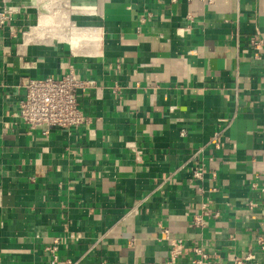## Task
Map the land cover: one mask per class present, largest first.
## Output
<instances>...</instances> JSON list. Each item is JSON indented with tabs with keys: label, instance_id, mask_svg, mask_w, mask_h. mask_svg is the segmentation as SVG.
<instances>
[{
	"label": "crops",
	"instance_id": "crops-1",
	"mask_svg": "<svg viewBox=\"0 0 264 264\" xmlns=\"http://www.w3.org/2000/svg\"><path fill=\"white\" fill-rule=\"evenodd\" d=\"M0 9V264H44L56 237L77 264H194L195 248L202 264H264V46L250 43L264 45V0ZM70 69L95 81L79 95L90 123L30 130L23 79ZM163 229L182 240L173 263Z\"/></svg>",
	"mask_w": 264,
	"mask_h": 264
},
{
	"label": "built area",
	"instance_id": "built-area-1",
	"mask_svg": "<svg viewBox=\"0 0 264 264\" xmlns=\"http://www.w3.org/2000/svg\"><path fill=\"white\" fill-rule=\"evenodd\" d=\"M9 19L10 12L7 9H0V26L5 25ZM250 43L254 49V55L260 57L264 46L262 38L257 35L252 36ZM94 84L95 81L91 79L80 78L74 69H70V71L59 77L53 75L43 78L26 77L21 83L23 97L20 101L19 118L30 130L41 128L43 134H49L53 128L74 129L87 126L90 123V117L81 108L79 95ZM118 89L119 87L115 86L114 91ZM215 145L216 147L220 146L218 141H215ZM212 159L210 157V160ZM193 175L196 178H202L203 165L195 168ZM196 222L202 223L200 215L196 216ZM163 233L169 236L168 239L171 244L169 263H173L182 254V240L171 238L168 229H163ZM60 240L59 237H56L53 243L45 247L49 257L44 264H77L76 261L59 253ZM259 242L264 248V238H261ZM195 251L201 258L194 259V264H202L203 260L209 257L200 248H195ZM213 264L222 263L216 260ZM233 264L257 263L253 253L242 252L239 255H235Z\"/></svg>",
	"mask_w": 264,
	"mask_h": 264
},
{
	"label": "bare ground",
	"instance_id": "bare-ground-1",
	"mask_svg": "<svg viewBox=\"0 0 264 264\" xmlns=\"http://www.w3.org/2000/svg\"><path fill=\"white\" fill-rule=\"evenodd\" d=\"M64 5H65V4H64ZM58 10H59V9H58ZM58 10H57L56 12H58ZM59 11H60V10H59ZM43 13H44V12H43ZM56 14H57V13H56ZM62 14H63V13H62ZM59 15H60V14H59ZM42 16H43V15H42ZM54 16H55V14H54ZM66 16H68V15H66ZM66 16H64V17L66 18ZM48 17H49V16H48ZM52 17H53V16H52ZM57 17H59V16H57ZM53 18H54V17H53ZM41 19H42V18H41ZM43 19H44V18H43ZM43 19H42V20H43ZM50 19H51V17H50ZM55 19H56V18H55ZM58 20H59V18H58ZM58 20H57V21H58ZM61 20H62V19H61ZM39 21H40V20H39ZM48 21H49V20H48ZM50 21H51V20H50ZM50 21H49V22H50ZM62 21H63V20H62ZM62 21H61V22H62ZM66 21H67V19H66ZM44 22H45V21H44ZM51 22H52L53 24L55 23V22H53V21H51ZM62 23H63V22H62ZM45 24H46V23H45ZM47 24H48V23H47ZM68 24H70V23H68ZM68 24H67V25H68ZM43 25H44V23H43ZM63 25H65V24L63 23ZM52 26H53V25H52ZM59 26H60V24H59ZM61 26H62V25H61ZM71 27H72V26H71ZM71 27H70V28H71ZM73 27H74V26H73ZM62 28H63V27H62ZM67 28H68V26H67ZM49 29H50V28H49ZM65 29H66V28H64V30H65ZM39 30H40V29H39ZM37 32H38V31H37ZM37 32H34V33H37ZM32 33H33V32H32ZM37 34H38V33H37ZM40 34H41V33H40ZM72 34H74V33H72ZM41 35H42V34H41ZM41 35H40V36H41ZM43 35H44V34H43ZM73 36H74V35H73ZM80 36H81V35H80ZM91 36H92V35H91ZM94 38H95V37H94ZM70 42L72 43V42H76V41H70ZM94 43H95V42H94ZM73 44H74V43H73ZM78 44H79V43H78ZM76 48H77V47H76Z\"/></svg>",
	"mask_w": 264,
	"mask_h": 264
}]
</instances>
